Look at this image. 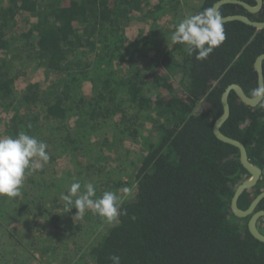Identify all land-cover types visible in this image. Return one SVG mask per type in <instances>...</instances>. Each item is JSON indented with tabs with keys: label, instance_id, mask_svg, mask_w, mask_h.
<instances>
[{
	"label": "trees",
	"instance_id": "trees-1",
	"mask_svg": "<svg viewBox=\"0 0 264 264\" xmlns=\"http://www.w3.org/2000/svg\"><path fill=\"white\" fill-rule=\"evenodd\" d=\"M216 1L201 0L193 14ZM183 2L0 0L2 136L24 131L45 142L50 156L42 169L26 174L12 202L1 196L8 203L0 205V226H15L16 201L22 214H39V226H49L50 254L60 259L92 225L90 210L81 220L75 208L64 210L60 196L73 182L81 183V191L91 182L97 197L116 192L126 215L87 241L86 264H110L111 254L119 255L121 264H264V243L249 232V217L230 208L235 188L250 174L238 149L212 129L227 85L238 83L249 96L257 87L253 62L264 53V28L224 22L226 40L198 60L171 41L173 25L186 16ZM165 13L167 27L159 25ZM219 13L246 12L226 3ZM246 14L264 20V0L258 13ZM136 15L144 20L143 33ZM154 27L169 33L160 48L134 49L140 34ZM39 68L43 75L28 79L26 71ZM176 74L183 79L181 88ZM228 101L230 115L221 131L243 142L251 162L262 169L256 185L238 199L246 208L264 190V108L243 103L233 91ZM146 120L154 138L143 136ZM114 138L119 145L141 142L140 158L130 161L131 195L121 194L125 182L118 178ZM262 208L264 199L256 207ZM257 225L264 233V216Z\"/></svg>",
	"mask_w": 264,
	"mask_h": 264
},
{
	"label": "clouds",
	"instance_id": "clouds-1",
	"mask_svg": "<svg viewBox=\"0 0 264 264\" xmlns=\"http://www.w3.org/2000/svg\"><path fill=\"white\" fill-rule=\"evenodd\" d=\"M173 27L172 43L185 45L187 53L195 54L198 60L207 59L227 38L221 15L212 8L189 14ZM251 95L264 108V84H258L252 89ZM47 147L45 142L24 131L17 133L15 137L0 136V196L12 198L19 195L26 174L42 169L49 161ZM81 188V183L76 181L71 183L67 194H61L60 199L66 212L75 208L74 216L82 219L84 213L90 210L110 223L126 215L116 192L105 191L97 197L93 183L83 184V191ZM128 191L126 187L123 189L125 193ZM108 260L110 264H121V257L116 254L109 255Z\"/></svg>",
	"mask_w": 264,
	"mask_h": 264
},
{
	"label": "rangeland",
	"instance_id": "rangeland-1",
	"mask_svg": "<svg viewBox=\"0 0 264 264\" xmlns=\"http://www.w3.org/2000/svg\"><path fill=\"white\" fill-rule=\"evenodd\" d=\"M152 1V0H148ZM154 1H159V0H154ZM184 1L183 4L186 7L184 14L187 16L189 14L194 13V9L200 4V0H181ZM187 1V3H185ZM176 11V8H171ZM139 15V14H138ZM160 23L165 24V27H167V14H162L160 15ZM182 20V19H181ZM136 21V27L138 26V31L139 33L143 29H145L142 25L141 22L144 21L142 18L136 15L135 17ZM133 29V27H132ZM149 29V28H148ZM146 29V30H148ZM133 31H130L125 34V36L129 39L133 35ZM167 33L165 30L159 28V27H154V29L149 32V34H140L141 39L137 40L136 46H133V48H141L142 46L144 47H149V48H160L162 42L165 40ZM133 39V38H131ZM130 39V40H131ZM136 39V38H135ZM132 41V40H131ZM135 41V40H134ZM136 42V41H135ZM4 53L0 51V57H2ZM43 71H41V68L37 70H29L26 71L28 79H35L38 78L39 76H42ZM42 73V74H41ZM176 80H177V87H182V77L178 74L175 75ZM175 78V77H174ZM17 88H20L21 86V81L18 80L15 85ZM0 108V116L1 119L5 116V111ZM152 123L148 120L145 121L143 127V136L147 135L149 138L152 137L154 138L155 136V131L154 128L151 125ZM1 125V123H0ZM0 136H2V130L0 128ZM114 144L113 146L118 152V165L113 162L111 165H116L118 168L121 170L119 171V177H118V171L117 176L119 179H123L125 182V185L122 187L121 194L123 193L124 196L131 195L132 191L134 189V184L132 181V176H131V167L132 163L130 162L133 160L136 162L140 156H141V149H140V143H136L135 146H128L127 141H124V144L117 143V139L114 138ZM141 140V139H140ZM113 143V142H112ZM97 149V147L95 148ZM53 152V150H52ZM110 157H116L114 153H109ZM106 165L108 164V161H106ZM125 168V169H122ZM105 171L107 169H104ZM114 173V174H115ZM99 178V177H98ZM100 179V178H99ZM103 185L106 183L105 179L102 180ZM101 183V182H100ZM128 188L129 191L127 193L123 192L124 188ZM99 197V196H98ZM8 202H12V199L8 200ZM8 202H6L5 198H1L0 196V205H6ZM14 206H16L15 210L12 212V219L16 222L15 226L9 227L8 225L0 226V264H86L85 258H86V245L87 241L90 240H95L97 237H99L102 232L104 227H106L107 220L97 214H94L93 212L90 211L91 215V223L92 225L88 227L83 228V232L81 233V236L77 238L76 245H74L72 248L67 249L64 255L60 259L54 260V256H51L50 254V236H49V226H46V228H43L39 226L40 221L42 218L40 217L39 214L33 216V214H27L26 212L22 214L25 209L24 207L21 208L19 203H16V201H13ZM11 205V204H8ZM13 206V207H14ZM85 215L81 220H84ZM12 220V221H13ZM5 223V221H4ZM2 224V222H1ZM2 228V229H1ZM2 231V232H1ZM14 233V236H10L11 233ZM48 231V232H47ZM81 245L82 248H81ZM79 249V250H77ZM76 250V251H75Z\"/></svg>",
	"mask_w": 264,
	"mask_h": 264
},
{
	"label": "water",
	"instance_id": "water-1",
	"mask_svg": "<svg viewBox=\"0 0 264 264\" xmlns=\"http://www.w3.org/2000/svg\"><path fill=\"white\" fill-rule=\"evenodd\" d=\"M255 1L256 4L252 5L243 0H218L213 3L212 9L218 11L221 5L226 3H233V4L242 5L248 12L255 13L259 11V9L261 8L263 4V0H255ZM221 18H222V22L238 20L245 24L251 25L256 29L264 28V20L256 21L251 19L249 16L245 14H230L226 16H221ZM263 60H264V53H261L257 56L254 63V68L256 70V75H257V85L264 84V74L262 68ZM231 91H233L243 103L249 106H256L257 104H259V101H257L254 97L247 95L238 83H230L224 88L221 94L222 112L215 119L212 129L217 139L225 143H228L230 145H233L238 149L240 163L250 174L248 178L244 179L235 188L230 202L231 211L238 217H249L247 222L249 232L255 239L264 243V233L260 231L257 225V221L264 216V208L256 210V206L264 198V190L260 191L252 199L248 207L240 208L238 206V199L240 195L246 189L256 185L262 174V169L258 165L251 162V160L248 157L246 146L244 145L243 142H241L236 138L228 136L221 131V126L228 119L230 115V105H229L228 97Z\"/></svg>",
	"mask_w": 264,
	"mask_h": 264
},
{
	"label": "flooded vegetation",
	"instance_id": "flooded-vegetation-1",
	"mask_svg": "<svg viewBox=\"0 0 264 264\" xmlns=\"http://www.w3.org/2000/svg\"><path fill=\"white\" fill-rule=\"evenodd\" d=\"M243 1H245V0H243ZM245 2H247V1H245ZM247 3H249V2H247ZM233 4V3H232ZM249 4H252V5H255L256 4V1L254 0V3H249ZM237 5H239V4H237ZM239 6H241L242 8H243V10H244V12H246V13H250V14H254V13H251V12H248L242 5H239ZM262 6H263V4H262ZM262 6H261V8H262ZM212 8V7H211ZM261 8L259 9V11L261 10ZM259 11H257V12H255V13H258ZM218 12H219V9H218ZM246 13H235V14H245V15H247ZM220 14V13H219ZM228 15H230V14H228ZM226 16V15H225ZM248 16V15H247ZM222 23H224V22H222ZM256 58H257V56H256ZM256 58L254 59V62H253V67H254V63H255V60H256ZM263 62H264V60L262 61V68H263ZM254 70H255V68H254ZM256 71V70H255ZM264 199V198H263ZM261 202V201H260ZM259 202V203H260ZM259 203H258V205H259ZM257 205V206H258ZM256 206V207H257ZM257 210V209H256Z\"/></svg>",
	"mask_w": 264,
	"mask_h": 264
},
{
	"label": "crops",
	"instance_id": "crops-1",
	"mask_svg": "<svg viewBox=\"0 0 264 264\" xmlns=\"http://www.w3.org/2000/svg\"><path fill=\"white\" fill-rule=\"evenodd\" d=\"M201 1V0H200Z\"/></svg>",
	"mask_w": 264,
	"mask_h": 264
}]
</instances>
